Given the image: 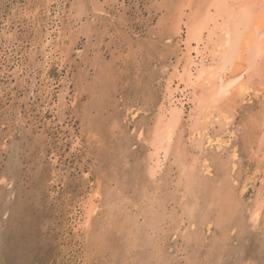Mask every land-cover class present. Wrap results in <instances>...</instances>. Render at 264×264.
<instances>
[{
    "label": "bare ground",
    "instance_id": "1",
    "mask_svg": "<svg viewBox=\"0 0 264 264\" xmlns=\"http://www.w3.org/2000/svg\"><path fill=\"white\" fill-rule=\"evenodd\" d=\"M24 1L25 4L21 6L20 0H14L8 14L0 22L2 25H0V44L2 45L0 50V100L8 99L5 96L14 95L18 90L24 93L27 92L23 95V102L25 101L24 103L27 104L31 97L36 98V89L40 82L44 81V77L50 78L49 70L52 66L58 65L60 68H64L67 61L70 60L72 53L75 51L73 47L78 45L75 39L77 37H74L76 29L77 32L84 33L90 32L89 30L93 27L98 28L95 27L96 22L95 24L88 20L90 11L93 9L103 15L106 10L101 6L99 0H92L90 3H85L83 0H74L69 8L66 5L69 0ZM114 1L123 12L122 14L119 13L120 20L127 21L126 12L130 7L127 3L128 0ZM163 1L165 2L166 16L163 15L156 23L158 24L157 27L160 28L161 36L164 34L167 37H164L166 39L165 43L166 45L170 44L168 49L172 51L175 61L168 56L165 57L168 58V62L164 64V67L154 66L153 68L154 72L158 73L160 80L159 90L161 94L160 98L157 97L159 99L158 105L153 107L151 115L147 112L146 116L143 115L144 117L141 119L137 117V111L130 107L131 104L125 108L128 112L124 114V117L121 114L122 119L131 118L127 125L131 124L130 131L133 137V141L130 139L128 149L121 148V162L125 167L121 171L122 174L113 168V176H106L103 170L105 167H103V169L100 168L97 171L99 172L98 179L92 181L90 176L93 172L91 173V170L82 172L83 176L81 178L83 177L88 183L87 186H89L86 187L85 185L82 190L79 189L77 195L71 199L72 201L70 200L73 205L70 209L68 207L67 218H65L67 225L70 223V227H66L67 232L64 233V239L67 243H72L65 247L64 251H67L65 253L68 256L78 257L77 264H86L85 262L88 259H84L83 254H76V242L80 241L81 245V242L85 241L86 248L82 252L77 247L81 253H85L87 256L95 254L100 256L104 253L106 244L109 243L108 246H110V243L114 241L112 236L109 238L108 235L109 231H112L121 237L120 241H124L123 245L118 244L114 249L116 255L119 258L121 256L123 264H169L171 257L178 261L184 258L185 264H201L199 253H201L200 250L206 243H211L212 247L209 248L210 250L208 249L210 252L213 251L212 248L219 246L220 243V247L224 250L223 253H226L229 251L228 246L232 250L236 248L232 244V237L237 234L239 236L237 239L240 241L238 243L241 244L239 247L243 248L247 236L252 233L255 234L256 241L260 244L258 249L260 250L259 254H261L260 258L255 257L251 262H245L244 256H242L241 258L244 260L240 259L234 263L260 264L264 260V0ZM150 2H152V6L157 5L158 1L151 0ZM111 18L116 19V16L114 15ZM18 19H20V22L26 19L27 22L24 26L30 30L32 29V32L34 31L32 34L34 36L33 40H29L28 50L25 49L26 41L19 40L17 37L20 30L14 22H17ZM105 23L108 22L105 21ZM103 31L106 32V30ZM103 31L99 39L98 37L96 39L95 36L96 44L91 45L92 41L87 38L89 41H86L90 44L88 43L87 47L85 45L82 50L75 51L77 57L81 60L80 63L83 64L91 54L94 55L90 58V66L96 69L95 73L97 72L98 76L96 75L97 80L93 79L97 83L93 85L90 83L92 85L90 88L93 89L95 85L104 82L105 78H111V74L115 84L119 80V75L114 68L109 70V65L102 62L104 58L101 50ZM29 36L31 35L29 34ZM228 36H231L230 44L227 39ZM145 42L142 43V46ZM127 48H130V46ZM118 54H121V52ZM125 56L126 58L137 57L136 54ZM34 63H36L35 66H33ZM85 68L87 67L85 66ZM158 71H161L163 76ZM74 75L71 76L74 78ZM142 78L143 76L136 77L137 84L141 82ZM49 81L44 83L43 89L40 90L43 93L45 92L44 95L53 97L54 84ZM105 82L106 85L107 82ZM143 84L146 85V82H143ZM229 84L232 86L228 87ZM67 89L62 90L59 94L61 96L57 97L60 102L62 100L63 103L66 101L63 95L67 92ZM105 90L103 91L105 92ZM94 92L92 89L89 91L93 97L92 104L102 107L100 102L102 95L99 94L101 91H97L100 95H97V100ZM107 92L108 90L105 93L107 94ZM105 93L104 96H107ZM112 97L114 96L112 95ZM57 106L58 109L61 108L60 104ZM19 108L18 110H20ZM82 111L84 113V110ZM14 114L16 115V113ZM143 114L145 113L143 112ZM18 115L21 117L23 114L19 113ZM57 115H59V111ZM76 115L75 118L79 119ZM93 120H88L90 128H92ZM59 121L62 123L61 117ZM109 121V127H111L109 131L111 133L117 129L120 133H123L125 128L122 127L118 119ZM31 122L32 120L27 126L30 127ZM6 123L8 122L6 121ZM20 127L23 128L21 125ZM31 127L33 128V125ZM7 130L9 129L7 128ZM25 132H27L26 129ZM33 133H36V131ZM73 134L75 136L76 133ZM33 138L36 140L35 136ZM80 139L78 138L73 142L72 150L79 148ZM126 139L128 140L127 137ZM135 142L144 148V155L141 157H138V154L135 153L136 150L133 151L136 147ZM90 144L92 143L90 142ZM98 144V149L101 150L112 148V145L104 144L103 141ZM55 152H52L51 157L53 160L52 175L55 178L57 177L56 183H58L62 177L63 181L68 176H65L67 171L64 172L63 163L59 164L60 166H55L59 163L58 159H60L57 158L58 153ZM129 153H133L132 157L129 156ZM81 158H83L81 159L83 161L87 159L85 156H81ZM101 161L102 159L98 161V164L102 165L104 163V160ZM18 163L20 164V161ZM93 168L95 171V167ZM9 176L5 173L1 175V186L8 187L11 184ZM43 184L45 185V183ZM9 211L6 212L9 213ZM245 221L248 222L246 224H249L248 227L244 225ZM232 233L235 235L231 236ZM118 236L116 237L118 238ZM107 238L109 239L108 242ZM166 242L173 243L170 246L173 250L172 254L167 250ZM257 246L259 247V245ZM243 251L241 250V253ZM220 254H222L221 251ZM239 255L240 253L236 256ZM220 257L218 259H222V255Z\"/></svg>",
    "mask_w": 264,
    "mask_h": 264
},
{
    "label": "rangeland",
    "instance_id": "2",
    "mask_svg": "<svg viewBox=\"0 0 264 264\" xmlns=\"http://www.w3.org/2000/svg\"><path fill=\"white\" fill-rule=\"evenodd\" d=\"M73 1L74 0H69V2H67L66 5L68 8L70 7L71 3H74ZM83 1H85V3H90L92 0H83ZM99 1H100L99 3L101 4V6H103V8L106 10V12L108 14L106 15V12H105L102 15L101 13H99L97 11L95 12V10L92 9L90 11V15H89L88 20H90L94 23L96 22L97 24L95 23L96 24L95 27L96 28L98 27V28L95 29L93 27L94 29L92 28L91 30H89L91 33L90 32H84V33L80 32L79 33V31L77 32V29H76V33H75L74 37H77L75 39H76V43L78 45L76 44L77 45V46H75L76 48L73 47V49L75 51H77V50H82V48L85 45L87 47L88 43L90 44V42H88L89 40L87 38H90V40L92 41L91 45L96 44L97 37L99 39L102 36V31L106 30V32L103 31L104 35L102 38V45H101L102 56L104 57L102 62L107 63L105 65H109V68H108L109 70L114 68L115 72L119 75V78H118L119 80L117 81V83L116 84L114 83L113 76L111 74L110 75L111 78H108L109 80L106 78L103 80L104 82L106 80V82H107V83L105 82L106 85L104 84V82H102L99 85H95L94 89L90 88L93 84L97 83V82H94L93 79L95 78L94 80H97L96 75L98 76L97 72L95 73L96 69H94V68H92V66H90L91 65L90 64V58H92L94 55L91 54L88 57L89 61L86 60V61H84V64H83V63H80L81 60L77 57L76 52L74 51V53H72V55L70 54L71 57H70V60L67 61V64H65V67H64L65 69L60 68L58 65H55V67H54V65L52 66V68L49 70V77L50 78L47 79L46 77H44V81H42L43 83L40 82V84L38 85V87L36 89V95L38 97L37 96H36V98L31 97V100L26 104V103H24L25 101L23 102V99H24L23 95L27 94V92L24 93L23 91L16 90L17 91V92L15 91L16 94L7 95L5 97L8 99H3V100L1 99L0 100L1 103L3 102V104L0 103V106L1 105L3 106V107L2 106L0 107V117H1L0 118V125H1L0 126V128H1V130H0V157H1L0 158V177L4 173L9 174L10 175L9 176L10 183H11V184H9L8 187H3V185L2 186L0 185V264H70V263L71 264H77L76 261H78L77 260L78 257L72 256V255L68 256L65 253L67 251H64L65 247L71 245V243H72V242H70V243L66 242V240L64 239V237H65L64 233L67 230L66 227H68V228L70 227L69 226L70 223H69V225H67L65 218H67L66 215L68 213V210L70 209L71 205H73L72 204L73 202H71L72 201L71 199H73L75 197V195H77V193L84 188L85 185H86V187L89 186V185L87 186L88 183L83 179V177L81 178V176H83L82 172H85V171L87 172V171L91 170V173L92 172L93 173L90 176V177H92V179L91 178L90 179L92 181H96V179H98V177H99L98 176L99 172H97V171H99L100 168L103 169V167H105V169H103V170H104V174L106 176L107 175L113 176L114 173L112 171L114 169H117L118 173H121V171H123V169L125 167H123V164L121 162V158H122L120 155V152L122 151L121 148H124V150L128 149V147L130 146L129 145L130 139H132V141H133V137H132L131 131H130L132 126H130L131 124L127 125L131 118L128 117L127 119H125V118L122 119V116L124 117V114L126 112H128L127 109L125 110V108H127L131 104L130 107L134 108V111H137V117L139 119L146 116L147 112L149 113V115H151L150 113H153V111H152V109H154L153 107L158 105V103H157V102H159L158 98H160V94H161L160 90H159L160 89L159 75H157L158 73L154 72L153 68H154V66H158L159 68L164 67V64L166 62H168V58H165V57H168V56H170V58L173 59V61H175V57H174V55H172V51L168 49L170 44L166 45V43H165L166 42L165 38H167V37L164 34H162V36H163L162 37L161 33H160V28L157 27L158 26L157 23L162 18V16L163 15L166 16L165 2L163 0H157L158 1L157 5L155 4L152 6H151L152 2H150L151 0H134V1L128 0L127 3H128V5H130V7H129V9H127V12H126V15H127L126 20L127 21L120 20L119 13L122 14L123 12L119 8L120 6L117 5V3H115L114 0H99ZM165 1H167V0H165ZM13 3H14V0H0V22H2V19H4L5 16L8 14V12L11 8V5H13ZM20 3L22 6L25 4V1L20 0ZM89 7H91V6H89ZM95 13H97V14L95 15ZM112 14H114L116 16V19L111 18L112 16H114ZM1 16H2V18H1ZM90 16H91V18H90ZM107 16H109V17H107ZM96 17H97V20L99 19L98 20L99 23L96 20ZM105 21L108 23L104 24ZM26 22H27L26 19H24L22 22H20V19H18L17 22H14V24L16 23V25L19 27L18 30L21 31V32L19 31V34L17 36L18 39L22 40V41L23 40L26 41L25 49L27 47H29V40L30 41L33 40V37H34L32 35L34 31L32 32V29L30 30L24 26V25H26ZM144 23H145V26H144ZM29 26H31V25H29ZM13 28H14V26H13ZM95 30H97V31H95ZM98 33H100V34H98ZM29 34L31 36H29ZM85 34H87L88 36ZM89 35H91V36H89ZM98 35H100V36H98ZM84 36H85V38H83ZM95 36H96V39H95ZM160 37L162 38V40ZM78 38H79V40H78ZM163 39H164V41H163ZM86 40H88V41H86ZM112 41H114V42H112ZM143 42H145V43L142 46ZM115 43H116V45H115ZM128 44H129L130 48H127V47H129ZM139 45L143 48H141ZM132 46H133V49H132ZM1 47H2V45L0 44V50H1ZM120 47H121V49H120ZM123 48H125V49L123 50ZM26 50H28V48ZM168 50H169V52L167 54ZM127 51H129V52H127ZM117 52L118 53L121 52V54H118ZM114 54H116V55L114 56ZM127 54H130V55L136 54L137 57L126 58L125 55H127ZM75 57H77V58H75ZM117 57H119V58H117ZM111 59H112V61H111ZM116 59L119 60L118 63H116L117 62ZM151 62H152V64H151ZM35 65H36V63H34L33 66H35ZM73 65L76 67H74ZM116 65H118V66H116ZM85 66L87 68H85ZM81 67H82V69H81ZM68 70H69V72H68ZM75 71H76V73H75ZM66 72L68 74H65ZM118 72L119 73L121 72L122 74L121 73L119 74ZM158 72L161 74V71H158ZM69 73H71V74H69ZM87 73H89V74H87ZM141 73H142V75H141ZM71 75H74V78ZM127 75L128 76L130 75L129 78ZM161 75L163 76V74H161ZM140 76H143V78L141 79V82H139L137 84L135 79H136V77L139 78ZM51 77H52V79H51ZM40 80H41V78H40ZM48 80H50L49 81L50 83L54 84L53 97L47 96L46 94L44 95L45 92L43 93L41 91L45 85L44 83H47ZM70 82H72V83L70 84ZM143 82H146V85H144ZM84 83H85V86H84ZM111 83L112 84L114 83L115 86H114V84L112 85ZM67 84L68 85L70 84V85L68 86ZM77 84H79L80 87ZM140 85H142V86H140ZM86 86H87V90L85 89ZM100 86H102V87L99 88ZM75 87H78V88H75ZM109 87H110L111 91L109 90ZM155 87H157V88H155ZM66 88H68L67 92L63 95V96H65L66 101L63 103V100L60 102L59 99H57V97L59 98L61 96V95H59L60 92L62 90H65ZM97 88H99V89H97ZM76 89H77V91H76ZM91 89L93 90V92L95 91L94 93L96 95L95 96L96 100H97L98 96L102 95V99L101 100L99 99L101 104H102V107L94 106L92 104L91 101H93L92 100L93 97L89 93V91H91ZM102 89L108 90L107 94L105 93L106 90L104 92ZM116 89H117V91H116ZM97 91H99V92L101 91L99 93L100 95L98 94ZM57 92H59V93H57ZM75 92H76V94H74ZM102 92H104L105 95H107V96H104V93L102 94ZM142 92H144V93H142ZM157 92H158V94H157ZM39 94H41V95H39ZM127 94H128V96H127ZM78 95H79V97H78ZM112 95L114 97H112ZM19 97H20V99H19ZM47 97H49V98H47ZM73 98H74V100H73ZM67 99H69L70 101ZM18 100H19L20 104L18 103ZM41 100H43V101H41ZM82 100H83V102H82ZM44 103L45 104L47 103V104L45 105ZM74 103L78 104V105H75ZM58 104H60V107H61L59 109L57 106ZM43 105L46 107L44 108ZM72 105H73V107L71 108ZM83 106H84V108H83ZM18 107H20L19 109L21 111L18 110ZM78 107H79V109H78ZM80 107H82V108H80ZM88 107H89V109H88ZM29 108H30V110H29ZM47 108H48V110H47ZM39 109H41V110H39ZM57 110L59 111V115H57V112H58ZM82 110H84V113ZM2 111H3V113H2ZM67 111H69V112H67ZM143 112L145 114H143ZM14 113H16V115ZM19 113L23 114V115L20 117L18 115ZM81 114H83L82 115L83 117L80 116ZM121 114H122V116H121ZM75 115L79 119L75 118ZM60 117L62 119V123L59 121ZM4 118H6L5 121H4ZM23 118H26V119L23 120ZM80 118H82V119L80 120ZM108 118H110V119H108ZM138 118H137V120H138ZM9 119L11 120V122ZM87 119L90 121L93 120L92 128H90L88 126L89 123H88ZM111 119H115V120L118 119L119 120L122 127L125 128L124 131L121 129V131H123V133H120V131L118 129L116 131H113L112 133H111V131H109V129L111 128V127H109V122H110L109 120H111ZM13 120L15 121V123ZM31 120L33 123L31 122L30 125L31 126L33 125V128L35 130L31 126L30 127L27 126ZM6 121L8 123H6ZM45 123L46 124L48 123L49 125H46ZM37 124H39L41 127ZM51 124H53V125H51ZM86 124H87V126H86ZM20 125L23 128H21ZM7 128L9 130H7ZM25 129L27 132H25ZM31 129H33V130H31ZM56 129H58L57 130L58 132L56 131ZM21 130H22L23 134H22ZM44 130H46V131H44ZM32 131L33 132L36 131V133H33ZM49 131H50V133H49ZM88 132H90V133H88ZM73 133H76L75 134L76 137L74 136ZM82 133H83V135H82ZM24 134H26L27 136H25ZM28 134L32 135V136L29 137ZM40 134H42V135H40ZM51 134H52V136H51ZM38 135H40V136L38 137ZM45 135H47V136H45ZM63 135H66V136L63 137ZM34 136H35L36 140L33 138ZM86 136H87L88 140H87ZM77 137L79 139L81 138L80 139L81 144L79 145V148L77 150L76 149L72 150L73 142H75L76 139H78ZM126 137L128 138V140L126 139ZM40 139H41V141H40ZM31 140L34 141L35 143L32 142ZM99 140L103 141L104 144L112 145V148H109V149L105 148L102 150L98 149V145H99L98 143H101V141H99ZM27 142H28V144H27ZM29 142L31 145L29 144ZM54 142H56V143L54 144ZM90 142L92 144H90ZM43 144H45V145H43ZM28 145H30V146H28ZM35 146H36V148H35ZM12 147H13V149H12ZM70 147H71V150H70ZM14 148L16 149V151H14L15 150ZM82 149H83V151H81ZM1 150L3 151V153H1L2 152ZM5 150H7L6 151L7 154H6ZM134 150H136L135 153L138 154V157H141L142 155H144V148L142 147V145L136 143V147H135V149H133V151ZM54 151H56L55 153H58L57 158H60V159H58L59 163L56 164L55 166L56 167L60 166L59 164L63 163L62 165L65 169L64 172L67 171V174H65V176H68L66 178V180L64 179L63 181H62V178H63L62 177L61 180L58 181V183H56L57 177L55 178L52 175L53 174V160L51 157H52V152H54ZM71 152H72V154H71ZM98 153H100V154H98ZM86 154L88 155V157ZM132 154L133 153H129V156L132 157ZM14 155H16V156H14ZM43 155H46V156H43ZM63 156H65V157H63ZM81 156H85L87 158L86 161L81 160V159H83V158H81ZM61 158H62V161L60 162ZM41 159H43V160H41ZM97 159H99V160L102 159V161L104 160V163H102V165L98 164L99 160L97 161ZM18 160L20 161V164L18 163L19 162ZM106 160H109V161H106ZM40 162H42V163H40ZM68 162H69V164H67ZM51 166H52V168H51ZM93 167H95L96 172L93 170L94 169ZM128 168H130V167H128ZM48 169H50V170H48ZM109 172H111V173H109ZM93 174L95 177L93 176ZM96 174H97V176H96ZM121 177H122V175H121ZM76 178H78V179H76ZM50 180H52V181H50ZM132 180L135 181L134 179H132ZM43 183H45V185ZM82 183L83 184L85 183V184L83 185ZM40 187H42V188H40ZM68 207H69V209H68ZM8 210H10L9 213L6 212ZM68 222H69V220H68ZM247 223L248 222H246L244 225H246ZM65 224H66V226H65ZM246 226L248 227L249 224ZM111 232L112 231H109L108 235H109V238L112 236L114 241L112 243H110V246H108L109 243L106 244V248L104 250V253L100 254V256H99V254H95L96 256L95 255L87 256V254L85 255V253H81L82 250H84L86 248L84 240L81 242V245H80V241L76 242V244H75L76 254H81V255L83 254L84 255L83 257H85L84 259H88V261H89V262L88 261L85 262L86 264H100V263L101 264H105V263L106 264H123L121 256L119 258V256L116 255V251H114V249H115L116 245H118V244L123 245L124 241L123 240L120 241L121 237H119L118 234L116 235V233H113V232L111 233ZM234 233L236 234V232H234ZM234 233H232L231 236H234L235 235ZM246 234H247V232H246ZM116 236H118V238ZM235 236L231 238V239H233V242H232L233 246L234 245L236 246L235 250H232L231 247L228 246L229 251H227L226 253H223L224 250H222V248L220 247V243H219V246H216L214 249L212 248V250H213L212 252L209 251L210 250L209 248L212 247L211 243H209V244L206 243L204 246H202V248L200 250L201 253H199L200 263L201 264H235L236 262H238L240 259H243V258L245 259V262L246 261L251 262L252 260L255 259V257L260 258L261 254H259L260 250H258L260 248V244L256 241L255 234L251 233V235H248L250 239L247 236V239H246L247 244L245 242V246H243V248L239 247L241 245L240 243H238L240 241H238V239H237V237H239V236H237V234ZM63 240H65V241H63ZM248 240L251 241L252 244L249 243ZM108 241H109V239L107 238V242ZM171 242L170 243L166 242V247H167V250L169 251L170 254H172L171 252L173 251V250H171L172 248L170 247L173 244ZM257 245H259V247ZM77 247L79 249H81V252ZM237 247H239V248L236 251ZM241 250H244L243 253H241ZM5 251H6V253H5ZM220 251L222 254H220ZM235 251L238 252V254L240 253V255L241 254L242 255L236 256L238 254L235 255V253H236ZM215 252H216V254H215ZM244 252H245V255H244ZM182 255H184V254H182ZM221 255H222V259H218V258H221L220 257ZM66 256H67V258H66ZM86 256H87V258H86ZM242 256H244V257L241 258ZM184 262H185L184 258L181 259L180 261H178V260L172 259V257H171L169 264L170 263L171 264L172 263L173 264H178V263L179 264L180 263L185 264ZM162 264H165V263H162ZM260 264H264V260H262V263H260Z\"/></svg>",
    "mask_w": 264,
    "mask_h": 264
},
{
    "label": "snow or ice",
    "instance_id": "3",
    "mask_svg": "<svg viewBox=\"0 0 264 264\" xmlns=\"http://www.w3.org/2000/svg\"><path fill=\"white\" fill-rule=\"evenodd\" d=\"M227 39H228V42L230 44L231 43V36H228ZM231 86H232L231 84L228 85V87H231Z\"/></svg>",
    "mask_w": 264,
    "mask_h": 264
}]
</instances>
